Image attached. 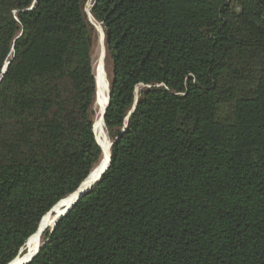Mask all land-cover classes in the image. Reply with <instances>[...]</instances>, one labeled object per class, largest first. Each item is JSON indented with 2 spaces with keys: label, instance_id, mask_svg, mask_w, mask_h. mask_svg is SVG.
<instances>
[{
  "label": "trees",
  "instance_id": "1",
  "mask_svg": "<svg viewBox=\"0 0 264 264\" xmlns=\"http://www.w3.org/2000/svg\"><path fill=\"white\" fill-rule=\"evenodd\" d=\"M88 1L0 0V264L102 158ZM89 13L109 166L28 264H264V0Z\"/></svg>",
  "mask_w": 264,
  "mask_h": 264
},
{
  "label": "bare ground",
  "instance_id": "2",
  "mask_svg": "<svg viewBox=\"0 0 264 264\" xmlns=\"http://www.w3.org/2000/svg\"><path fill=\"white\" fill-rule=\"evenodd\" d=\"M90 7V6H89ZM86 14H89V9L86 10ZM90 20L94 24L96 31L98 32L99 35V41L100 43L102 42V29L99 23H96L93 21V19L90 16ZM100 53L97 59V62L95 65H93V73L95 76V81H96V87H97V92H98V102H99V107L98 111L96 113V117L93 123V132L95 135V139L97 143L101 146L102 148V158L100 161V165L97 168L96 171L92 172V174L87 178V180L80 186L79 190L75 193V195H72L71 197L67 198L66 200H63L59 205H57L54 208L53 213L51 216H46L42 219L40 226L36 233L29 239V241L26 243L27 245V253L24 256H20L18 259H16L13 263L11 264H22L23 262L27 261L33 254L36 253L38 249L35 251H31L32 247L34 244L39 240V235L43 232L44 229L46 228H52L57 219L64 213V211L72 204L74 201L75 197L77 194L88 190L93 186V184L96 182L99 174L105 169L107 163H108V155H109V140L106 136V133L104 131V125L102 121V114L103 111L106 107V102H107V94H108V83L106 80V76L104 73L103 69V42L100 44Z\"/></svg>",
  "mask_w": 264,
  "mask_h": 264
},
{
  "label": "water",
  "instance_id": "3",
  "mask_svg": "<svg viewBox=\"0 0 264 264\" xmlns=\"http://www.w3.org/2000/svg\"><path fill=\"white\" fill-rule=\"evenodd\" d=\"M87 16H88V18H89V20H90V13L89 14H87ZM91 21V20H90ZM102 42H103V33H102ZM103 58H104V48H103ZM8 64V63H7ZM6 64V65H7ZM5 65V66H6ZM5 69V68H4ZM3 73H4V71H3ZM108 102H109V89H108V94H107V102H106V107H105V109H104V111H103V114H102V121H103V116H104V113H105V110H106V108H107V106H108ZM104 125V124H103ZM110 142H109V148H110ZM101 147V146H100ZM109 159H110V156L108 155V163H107V165H106V167H105V169L99 174V176H98V178H97V180H96V182L94 183V184H97L99 181H100V178L102 177V175L105 173V171L107 170V168H108V166H109ZM101 161V160H100ZM99 165H100V162L97 164V166L92 170V172H94V171H96L97 170V168L99 167ZM92 172L89 174V176L92 174ZM88 176V177H89ZM87 177V178H88ZM87 178L85 179V181L87 180ZM84 181V182H85ZM83 182V183H84ZM82 183V184H83ZM81 184V185H82ZM94 184H93V186H94ZM80 185V186H81ZM80 186H79V188H80ZM93 186L91 187V188H89L88 190H86V191H83V192H81V193H79V194H77L76 195V197H75V199H74V201L72 202V204L64 211V213L57 219V221L55 222V224L53 225V227L51 228V230H50V232H52L53 230H54V228H55V226H56V224L62 219V218H64L70 211H71V209L74 207V205L84 196V195H86L92 188H93ZM79 188L74 192V193H72L71 195H69L68 197H66L65 199H63V200H66L67 198H69V197H71L72 195H75V193L79 190ZM63 200H61L59 203H57L53 208H52V210L51 211H49L44 217H46V216H49V215H51L52 213H53V211H54V208L57 206V205H59ZM43 217V218H44ZM42 218V219H43ZM42 221V220H41ZM41 223V222H40ZM40 223H39V226H40ZM39 226H38V228H39ZM38 230V229H37ZM33 236V235H32ZM31 236V237H32ZM30 237V238H31ZM29 238V239H30ZM29 239H28V241H29ZM27 241V242H28ZM26 242V243H27ZM45 244V242L44 243H42V246ZM27 244H25V248L27 247L26 246ZM39 250L40 249H38L37 251H36V253L35 254H33V256H31L29 259H27V261H25V262H23L22 264H28L37 254H38V252H39ZM25 251V252H24ZM26 253V249H22L21 251H20V253L18 254V256L14 259V260H12L9 264H11V263H13L16 259H18L20 256H23L24 254ZM21 258V257H20Z\"/></svg>",
  "mask_w": 264,
  "mask_h": 264
},
{
  "label": "rangeland",
  "instance_id": "4",
  "mask_svg": "<svg viewBox=\"0 0 264 264\" xmlns=\"http://www.w3.org/2000/svg\"><path fill=\"white\" fill-rule=\"evenodd\" d=\"M90 0L88 1V3L86 4V7H85V12L87 9H89L90 7ZM100 39V38H99ZM97 41L96 45H95V49H94V52H93V56H92V61H93V64L92 65H95V63L97 62V59H98V56H99V53H100V44H102V42L100 43V41ZM103 48H104V45H103ZM103 69H104V73H105V76H106V80H107V83L109 82L110 80V77H111V73H110V69L109 67L105 64L104 62V58H103ZM139 89V88H137ZM138 91V90H136ZM98 107H99V102H98V99H97V105H96V112L98 111ZM51 216V215H50ZM46 230H51L50 228H46L43 230V232L39 235V240L34 244V246L32 247V250L31 251H35L36 249L40 248V246L42 245V234L46 231ZM26 249V253L28 252L27 251V247L25 248ZM25 252V251H24ZM26 253L24 255H26ZM23 255V256H24Z\"/></svg>",
  "mask_w": 264,
  "mask_h": 264
}]
</instances>
